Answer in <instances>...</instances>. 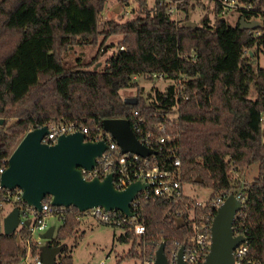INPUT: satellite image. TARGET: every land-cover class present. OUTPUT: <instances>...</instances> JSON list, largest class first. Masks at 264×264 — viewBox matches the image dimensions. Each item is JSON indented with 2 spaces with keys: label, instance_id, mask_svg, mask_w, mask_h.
Masks as SVG:
<instances>
[{
  "label": "trees",
  "instance_id": "16d2710c",
  "mask_svg": "<svg viewBox=\"0 0 264 264\" xmlns=\"http://www.w3.org/2000/svg\"><path fill=\"white\" fill-rule=\"evenodd\" d=\"M106 1L0 0V168L25 132L50 121L77 120L94 133L103 130L105 118H126L131 125L141 118L143 130L170 134L164 149L175 150L183 183L209 188V199L242 193L233 225L245 230L254 264H264V67L253 65L251 51L264 47V35L254 37L238 27L241 16L258 12H241L231 24L212 8V20L205 11L199 24L190 25L189 9L203 5L202 0H180L184 16L179 20L166 12L163 0H153L150 7L147 0H136L133 17L110 18L100 25ZM243 1L264 6V0ZM112 35L120 39L107 45ZM85 45L96 47L97 53L89 59L67 57L71 48ZM104 46L114 49L100 64ZM154 73L170 82L163 90L145 93L136 77L152 79ZM128 87L135 88L132 101L120 94ZM173 112L176 117L170 118ZM156 156L170 162L162 152ZM253 163L258 164L257 175L240 184ZM4 192L0 189V264H20L28 245L32 256L40 246L26 225L3 232ZM196 200L185 194L177 201L153 196L143 203L139 218L145 232L137 235L125 227L118 236L131 241L124 257L153 258L162 242L166 256L174 241L188 248L193 222L210 224L216 212L197 206ZM77 213L53 208L60 225L45 242L64 243L56 264H73L65 240L78 231Z\"/></svg>",
  "mask_w": 264,
  "mask_h": 264
},
{
  "label": "water",
  "instance_id": "95a60500",
  "mask_svg": "<svg viewBox=\"0 0 264 264\" xmlns=\"http://www.w3.org/2000/svg\"><path fill=\"white\" fill-rule=\"evenodd\" d=\"M238 22V27L242 29H253L258 24L257 20L247 21L243 16ZM132 99L125 98V101ZM102 128L112 135L122 153L131 152L142 156L155 154L152 148L139 140L126 118H105L102 120ZM47 132V124L25 132L7 158V166L0 175L2 187L19 188L22 199L37 210L41 209L42 200L49 196L52 206L72 205L80 211L101 206L131 215L130 202L135 194L146 186L145 183L133 181L120 190L115 188L111 172L101 179H86L81 173L80 168H93L96 157L105 150L107 144L103 139L86 140L84 133L76 130L62 133L53 143H46L42 138ZM195 181L199 182L201 178L196 177ZM241 203L234 194H228L217 208L210 225L211 241L204 264H233L232 251L243 241V237L233 235L232 229ZM18 222L19 209L13 206L3 216V232L14 233ZM177 222L178 225L182 224L181 219ZM24 223L28 225L29 221ZM53 235L54 228L50 226L40 233L39 237L46 241ZM63 247L64 243L48 246L44 242L40 248L42 264H56V257ZM182 255L183 246L178 250L177 264H186ZM152 264H167L163 242L156 249Z\"/></svg>",
  "mask_w": 264,
  "mask_h": 264
},
{
  "label": "built area",
  "instance_id": "2783aa9c",
  "mask_svg": "<svg viewBox=\"0 0 264 264\" xmlns=\"http://www.w3.org/2000/svg\"><path fill=\"white\" fill-rule=\"evenodd\" d=\"M167 3L166 12L174 20H177V13L179 11L178 4L180 0H163ZM212 4V8L216 10L219 16L227 15L230 12H236L237 15L241 12H248L256 10L258 15L251 16L246 20H257V27L248 29V31L254 37H261L264 35V6L256 8L251 2L243 0H207ZM120 48H123L121 45ZM248 53V50L245 51ZM153 77H163L161 73L153 74ZM142 119L138 118L134 121L132 128L139 138V140L149 148L155 151V154H148L145 156L120 151L119 146L112 137V135L105 131H96L90 133L89 128L83 123L73 121H50L47 123L48 132L42 138L43 142L53 143L56 138L62 133H70L79 130L84 133L86 140L96 141L103 139L107 146L105 150L96 157V163L91 169L80 168L84 178L91 179L92 177L103 178L107 173H112V180L115 188L124 189L129 183L133 181H140L145 183L146 186L141 188L133 197L130 202L131 215H126L118 209H105L101 206H93L83 211L78 210L74 206H52L50 204V197H46L41 202V209L37 210L34 206L28 205L21 197V190L19 188L7 189L1 186L0 189H4L3 201L6 204L17 206L19 209V222L17 229L21 225H25V221H29L26 225L29 228L32 239L36 242L40 248L43 245V239L39 237V234L45 231L47 228L48 219L53 215V208H57L58 211H64L65 209L73 210L76 209L77 219H81L85 216H90L98 221L110 224L114 226H120L122 228H129L134 231L135 234L141 235L145 232V225L139 218V211L143 203L153 196H161L174 201L179 200L186 193L183 190V182L181 180V167L180 159L175 153L174 149H164L166 142L170 139V134L155 135L150 130H143L140 127ZM159 131L164 130V125H157ZM157 152H162L167 156V160H170L168 165L161 162L156 156ZM7 166V165H6ZM0 168V175L6 168ZM234 194L237 198L244 200L242 193L239 191ZM226 196L219 194L215 198L206 200H196L197 206L208 205L215 211L224 202ZM216 213V212H215ZM215 215V214H214ZM236 216V215H235ZM194 218V213L190 215ZM214 217V216H213ZM235 219V217H234ZM210 224L193 222L194 235L191 237V245L188 248H184L179 242L174 241L171 248L168 251L167 264H177L178 250L183 246V260L186 264H204L205 256L209 250L211 235H210ZM233 235L243 237V241L237 245L233 251V264H254V261L248 255V240L245 230L241 231L238 224L232 223ZM38 232L34 236V233ZM29 241V240H28ZM154 258V257H153ZM153 258H147L145 264H152ZM20 264H42L39 254L32 256L31 249L28 245L27 252L22 257Z\"/></svg>",
  "mask_w": 264,
  "mask_h": 264
},
{
  "label": "rangeland",
  "instance_id": "374dc122",
  "mask_svg": "<svg viewBox=\"0 0 264 264\" xmlns=\"http://www.w3.org/2000/svg\"><path fill=\"white\" fill-rule=\"evenodd\" d=\"M203 5H195V7L189 9V20L187 21L190 25L199 24V21L205 11L209 12V17L212 20V4L207 0H202ZM136 0H129L126 4H122L117 0H107L105 7L100 14V25L110 18L123 20L133 17L131 10L136 7ZM153 5V0H147V6ZM184 16V11L180 10L177 13V20ZM238 15L236 12H230L225 15V18L229 23L234 24ZM120 39L118 35L110 36L107 43L116 44ZM109 45V44H107ZM114 48L106 46L99 57V63L102 64L104 59L111 53ZM255 57L253 58V65L264 67V47L259 49L253 48ZM97 53V48L89 45L75 46L69 50L66 54L68 58L75 59L79 54L84 55L85 58L89 59ZM136 80L139 86L144 88L145 93L150 92L152 89L157 88L163 90L170 80L164 77H152V79L144 78L143 76H137ZM135 93L134 87L120 89V94L123 98H131ZM253 89H251V96L253 95ZM170 118L176 117V112H173L169 116ZM258 164L253 163L249 169L240 177V184L243 182L250 181L257 175ZM183 190L186 194L195 196L198 200H206L209 197L210 189L198 184L184 183ZM225 201V200H224ZM12 208L11 205L6 204L4 206V212L7 213ZM60 225V219L52 215L48 219L47 228L52 226L54 232ZM123 233V228L120 226H114L105 224L97 219L85 216L80 219V225L76 234L65 240V244L69 247L70 253L73 258V264H145V257L139 256H126L124 257L130 246V240H120L118 236ZM38 232L34 233V236ZM45 241L43 240V243Z\"/></svg>",
  "mask_w": 264,
  "mask_h": 264
}]
</instances>
